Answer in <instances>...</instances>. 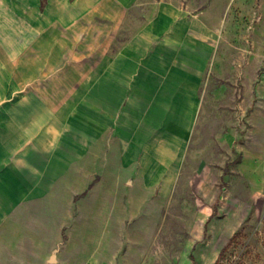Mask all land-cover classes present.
<instances>
[{"label":"crops","instance_id":"1","mask_svg":"<svg viewBox=\"0 0 264 264\" xmlns=\"http://www.w3.org/2000/svg\"><path fill=\"white\" fill-rule=\"evenodd\" d=\"M203 6L0 0V264H153L121 214L222 148L264 187V49L232 64L231 17ZM111 217L86 256L82 224Z\"/></svg>","mask_w":264,"mask_h":264},{"label":"rangeland","instance_id":"2","mask_svg":"<svg viewBox=\"0 0 264 264\" xmlns=\"http://www.w3.org/2000/svg\"><path fill=\"white\" fill-rule=\"evenodd\" d=\"M196 1L203 7L216 3L219 17H231L227 27L231 29V43L227 45L233 50L229 59L232 64L240 65L241 60H248L242 55L248 45L251 48L256 45L255 53L261 54L264 39L257 33V21L264 0ZM226 6L229 9L225 12ZM219 29L223 34L225 26ZM221 51H224L222 44L218 45V53ZM257 54L254 61L261 58ZM221 150L223 153L213 156V160L204 155L206 161L200 163V168L186 183L177 182L169 188L153 187L151 193L156 199L142 202L144 195L137 189L135 210L139 212L121 214L123 234L130 229L143 230L147 245L150 236L154 238L148 252L151 263L264 264V187L256 184L251 169L247 172L235 169L240 159L237 151L226 155ZM107 220L115 218L88 219L82 224L88 239L84 248L86 256L102 253L103 249L94 251L93 248L111 239L112 235L102 233L103 229L106 231ZM76 223L75 226L79 222ZM73 236L77 243L82 234L74 232Z\"/></svg>","mask_w":264,"mask_h":264}]
</instances>
